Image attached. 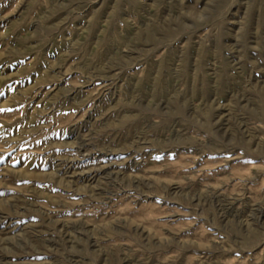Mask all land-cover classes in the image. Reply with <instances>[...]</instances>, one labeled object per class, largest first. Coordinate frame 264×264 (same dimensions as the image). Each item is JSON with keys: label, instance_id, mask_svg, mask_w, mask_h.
I'll return each mask as SVG.
<instances>
[{"label": "rangeland", "instance_id": "rangeland-1", "mask_svg": "<svg viewBox=\"0 0 264 264\" xmlns=\"http://www.w3.org/2000/svg\"><path fill=\"white\" fill-rule=\"evenodd\" d=\"M0 264H264V0H0Z\"/></svg>", "mask_w": 264, "mask_h": 264}]
</instances>
